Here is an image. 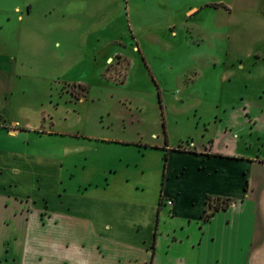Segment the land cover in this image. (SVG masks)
I'll list each match as a JSON object with an SVG mask.
<instances>
[{
	"label": "rangeland",
	"instance_id": "374dc122",
	"mask_svg": "<svg viewBox=\"0 0 264 264\" xmlns=\"http://www.w3.org/2000/svg\"><path fill=\"white\" fill-rule=\"evenodd\" d=\"M0 53L57 126L125 139L89 173L125 195L160 201L166 135L233 140L264 185V0H0Z\"/></svg>",
	"mask_w": 264,
	"mask_h": 264
},
{
	"label": "crops",
	"instance_id": "0c3cea01",
	"mask_svg": "<svg viewBox=\"0 0 264 264\" xmlns=\"http://www.w3.org/2000/svg\"><path fill=\"white\" fill-rule=\"evenodd\" d=\"M11 59L0 53V264H264V185L252 155L233 140L170 145L166 135L160 201L125 195L117 163L89 174L99 154L91 140L125 139L57 126L14 86ZM217 201L229 203L206 218Z\"/></svg>",
	"mask_w": 264,
	"mask_h": 264
},
{
	"label": "trees",
	"instance_id": "16d2710c",
	"mask_svg": "<svg viewBox=\"0 0 264 264\" xmlns=\"http://www.w3.org/2000/svg\"><path fill=\"white\" fill-rule=\"evenodd\" d=\"M166 141H167V137H166ZM165 160H166V163H165V165L167 166V161H168V154H167V152L165 153ZM207 201H209L210 202V197L208 196V198H207ZM208 202V203H209ZM228 203L229 202H227V201H225V203L224 202H222L221 203V201H217L214 205H213V209L212 210H207L206 211V215H205V217L206 218H208L209 216H211L213 213H214V211L215 210H217V209H219L220 207H226L227 205H228Z\"/></svg>",
	"mask_w": 264,
	"mask_h": 264
},
{
	"label": "built area",
	"instance_id": "2783aa9c",
	"mask_svg": "<svg viewBox=\"0 0 264 264\" xmlns=\"http://www.w3.org/2000/svg\"><path fill=\"white\" fill-rule=\"evenodd\" d=\"M173 202V200L171 198L167 199V203L171 204Z\"/></svg>",
	"mask_w": 264,
	"mask_h": 264
}]
</instances>
